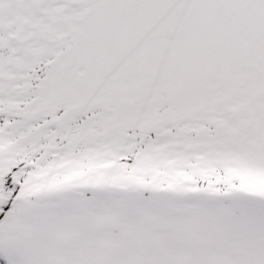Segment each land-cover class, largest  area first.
I'll list each match as a JSON object with an SVG mask.
<instances>
[{
	"label": "snow or ice",
	"instance_id": "6c2138e0",
	"mask_svg": "<svg viewBox=\"0 0 264 264\" xmlns=\"http://www.w3.org/2000/svg\"><path fill=\"white\" fill-rule=\"evenodd\" d=\"M0 264H264V0H0Z\"/></svg>",
	"mask_w": 264,
	"mask_h": 264
}]
</instances>
